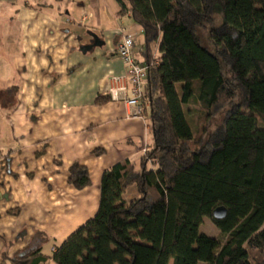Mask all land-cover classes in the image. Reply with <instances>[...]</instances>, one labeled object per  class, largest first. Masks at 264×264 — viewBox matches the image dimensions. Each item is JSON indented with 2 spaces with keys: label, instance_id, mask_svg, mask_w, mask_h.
<instances>
[{
  "label": "trees",
  "instance_id": "trees-1",
  "mask_svg": "<svg viewBox=\"0 0 264 264\" xmlns=\"http://www.w3.org/2000/svg\"><path fill=\"white\" fill-rule=\"evenodd\" d=\"M118 2L119 15L130 14L144 36V62L136 60L148 65L142 106L153 144L139 162L126 159L103 173L97 213L55 245L52 259L264 264V0ZM217 4L225 20L210 30L213 53L201 44L197 28L212 21ZM236 88L243 107L231 110L213 133L207 124L195 132L187 107L196 103L212 115L235 98ZM109 100L110 94L97 98ZM69 182L76 189L89 186L88 168L73 162ZM131 186L136 188L127 198ZM219 206L227 209L221 220L213 215ZM205 218L220 229L219 237L199 231ZM10 260L45 264L48 257L39 246Z\"/></svg>",
  "mask_w": 264,
  "mask_h": 264
},
{
  "label": "crops",
  "instance_id": "crops-1",
  "mask_svg": "<svg viewBox=\"0 0 264 264\" xmlns=\"http://www.w3.org/2000/svg\"><path fill=\"white\" fill-rule=\"evenodd\" d=\"M119 11L118 0H0V264L39 246L57 264L55 245L97 213L103 173L152 147L145 118L113 98L120 86L131 94L117 48L143 34ZM89 31L105 45L84 53ZM75 161L89 170L86 188L69 182Z\"/></svg>",
  "mask_w": 264,
  "mask_h": 264
},
{
  "label": "rangeland",
  "instance_id": "rangeland-1",
  "mask_svg": "<svg viewBox=\"0 0 264 264\" xmlns=\"http://www.w3.org/2000/svg\"><path fill=\"white\" fill-rule=\"evenodd\" d=\"M225 18L220 4H217L214 9L213 19L212 21H204L197 28V33L201 39V44L208 48L209 51L213 53H217V48L210 36V30L214 27H219L223 24ZM144 40V36L142 34V38L137 40V45L134 46V56L139 59V61L144 62L143 55L139 48L142 46V42ZM139 50V51H138ZM222 70L225 73L228 79H232V73L230 66L222 60ZM235 98L230 102H224L221 107L215 110L212 115L207 114V112L201 108L200 105L196 103H191L188 109V117L189 122L194 129L195 132L200 131L204 124H207L208 134L213 133L216 129H219L220 126L223 124L225 117L231 110H234L236 107H243L244 104V97L243 92L237 89ZM261 124V123H260ZM207 134V133H206ZM207 134V136H208ZM152 142V140H151ZM135 186H131L128 188L126 197L129 198L130 195L133 194V189ZM199 231L201 233H205L211 237H219L221 235L220 229L212 222L210 218H205L204 222L201 224Z\"/></svg>",
  "mask_w": 264,
  "mask_h": 264
},
{
  "label": "built area",
  "instance_id": "built-area-1",
  "mask_svg": "<svg viewBox=\"0 0 264 264\" xmlns=\"http://www.w3.org/2000/svg\"><path fill=\"white\" fill-rule=\"evenodd\" d=\"M134 38L132 35H125L120 42L117 51L120 57L128 66V75L131 81L130 92L124 86L116 87L112 90L113 98L125 103L130 108V116L143 117V90L146 83L148 65L140 63L136 60L133 52ZM119 82L123 77H115ZM146 152V149H144Z\"/></svg>",
  "mask_w": 264,
  "mask_h": 264
},
{
  "label": "water",
  "instance_id": "water-1",
  "mask_svg": "<svg viewBox=\"0 0 264 264\" xmlns=\"http://www.w3.org/2000/svg\"><path fill=\"white\" fill-rule=\"evenodd\" d=\"M91 36V43L87 45H82L81 50L84 53H87L88 51L96 48V47H102L105 45V41L96 33L89 31L88 33ZM214 218L217 220H221L226 217L227 215V209L224 206H219L214 211Z\"/></svg>",
  "mask_w": 264,
  "mask_h": 264
}]
</instances>
